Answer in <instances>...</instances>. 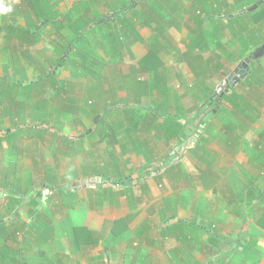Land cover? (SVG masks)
I'll return each instance as SVG.
<instances>
[{"label":"rangeland","instance_id":"1","mask_svg":"<svg viewBox=\"0 0 264 264\" xmlns=\"http://www.w3.org/2000/svg\"><path fill=\"white\" fill-rule=\"evenodd\" d=\"M197 1L81 0L80 9L72 7L68 19L64 0H36L33 6L23 0L30 20L11 27V44L0 46V130L11 134L0 141V250L10 257L17 252L25 264H250L254 259L237 237L264 231V208H248L251 193L264 192V55L258 64L248 63V73L243 66L239 72L238 62L257 46L242 52L239 37L221 18L245 12L261 0H216L213 9L220 7L222 14L203 17L213 38L205 37L194 49L191 15ZM74 2L68 0V5ZM133 5L137 13L131 17L125 8ZM153 6L164 15L166 32L154 38L161 47L152 39L155 23L141 16ZM34 11L45 13V19ZM123 14L130 16L139 41L131 39L133 29L126 33L122 28ZM54 17L61 18V25L76 21L56 30L50 23ZM0 22L1 30L5 21ZM79 27L85 28L90 59L99 68L95 72L82 66L79 54L67 58ZM253 28L264 37V20ZM26 31L38 32L39 43L31 44ZM20 39L25 42L20 44ZM26 44L32 55L20 50ZM153 48L159 50L168 92L135 97L134 78L144 77L138 61ZM187 49L192 55H184ZM61 58L63 65H57ZM199 65L204 70L200 75L195 68ZM46 71L53 76L43 77ZM57 81L70 92L64 94ZM98 82L106 92L93 100L90 92ZM230 89L248 103L245 114L222 97ZM149 100L165 103L157 108L158 115L145 110ZM136 103L135 121L145 117L138 130L115 128L126 124L120 109ZM97 115L99 124L110 122L111 129H93ZM174 117L182 120L181 130L169 137ZM90 128V135L78 137ZM112 128L119 143L113 141ZM195 133L196 139H190L195 146L187 151L192 155L183 158L178 150ZM66 138L76 140L69 143ZM147 166L158 171L151 175ZM142 172L144 178L136 176ZM74 182L82 187L70 192ZM12 193L21 194L19 201ZM34 196L39 204L31 202ZM123 196L133 204L121 201ZM38 215L52 234L43 237L31 227ZM118 219L127 227L113 237L111 228ZM173 219L184 221L174 227L179 238L168 227ZM73 226L93 230L98 244L79 248Z\"/></svg>","mask_w":264,"mask_h":264},{"label":"trees","instance_id":"2","mask_svg":"<svg viewBox=\"0 0 264 264\" xmlns=\"http://www.w3.org/2000/svg\"><path fill=\"white\" fill-rule=\"evenodd\" d=\"M27 1H28V4H30L32 6L36 2V0H27ZM215 2H216V0H209L206 2H203V0L202 1L198 0L197 3L194 5L193 15H191V20L196 25L195 37H193V39H192V44H193L192 48H194V49L199 47L202 44L205 37H208L210 40H212V38H213V36L211 34L209 35L207 33L206 29L203 26V21H204L203 17H204V15H207V14H213V12H216L218 14H222L220 7H218V9H215V10L213 9ZM80 3L81 2H78L76 5H74L73 6L74 9L79 10L80 5H81ZM36 5L38 6L40 4L36 3ZM260 6L261 7H259V8H261V9L256 10L254 12L253 11L252 12H243L242 11L241 13H238L237 15L235 14L230 18H226V19L221 18L223 23H227L229 26H231V29L233 30V34L235 36L239 37V41L241 44L240 49L242 52L249 50V48L251 46L259 47L264 43L263 35L261 33L259 34V32H257V30H255L253 28V26H255V24H258L259 22H263V20H264V2H261ZM152 8L153 9H151V10H147L144 8L145 10L143 12H141V16L145 19L146 23H148V24L153 23V22L155 23L154 24V30H155L156 34L154 36H152V39L154 40V38H157L156 37L157 34L160 33V35H161V34L165 33L166 28L165 29L163 28L164 15L160 11L157 12L155 9V6H153ZM125 9H127V11L130 12L131 17L134 15L136 16L137 10H136V7L134 5L129 7V9L127 7ZM195 10H197L196 14H198V16L195 14ZM34 12L37 13L36 11H34ZM152 12L154 14H151ZM69 13L70 12H68L67 17L69 15ZM37 14H39V13H37ZM44 14L45 13L39 14L40 18L43 17L45 19L46 16ZM130 16L128 18H125L124 14L119 15V20H120L119 22L122 23V28H124V27L126 28V31H125L126 33H128V30H129L128 28H130V30L133 29L134 38H131V39H133V41L136 42V41H139L141 38L139 36V33L137 31H135V27H134V25H132V23L129 19ZM60 19L61 18H54V19L52 18L50 20V23L52 24L53 29L60 30L62 27H65V26L72 27L73 20L70 21L68 25H66V24L61 25ZM68 19H69V17H68ZM242 20H243V22H242ZM79 29H80V31H78ZM79 29L76 31L75 38L73 40V51L69 55H67V58L70 55L79 54L82 58V62H83L82 66L85 67L86 69H88L89 72H95L99 68H98V66H96L94 59H92V60L90 59V56L92 54H91V50L89 48L88 41H87L86 36H85V28L79 27ZM26 32H27V36L29 35V38L33 39V43L37 42L36 37H37L38 32H33V33H29L28 31H26ZM217 35L219 36L221 34L217 32ZM157 42H158V45H157ZM33 43H31V44H33ZM121 43L123 45V42H121ZM118 45L117 44L113 45V47H117ZM155 45H157L158 47H161L159 41H155ZM158 51H159L158 49L153 48L152 51H150V53L146 57H143L138 61V66L140 67V68H138L139 69L138 71L139 72L141 71V73L143 74L142 76H144V77L141 79H140V77L134 78L133 84L136 87L135 92L137 94L135 97H139L142 95L150 96V94H154L155 92H160L162 95H164L165 92H168V88H166L167 87V85H166L167 78L165 79L166 74L164 73L163 69H160L158 56L156 54V52H158ZM184 55L185 56L192 55V50L187 49L184 52ZM261 60H262L261 58L260 59H251L250 63L251 64H258L259 62H261ZM64 61H65L64 58L63 59L61 58V60L58 62L57 65H63ZM195 68L198 69L199 75L204 72V70H201L202 66H200V65L196 66ZM49 74L51 76H53L52 71H46L44 73L43 77H47ZM0 80H4V79L1 78ZM37 82L38 81L31 82V83L29 82L26 85V87L29 86L30 84L35 85ZM56 83L58 85V88H60L64 94L66 92H70V90L68 88H67L68 91L65 89L64 83L62 81H57ZM149 89H150V91L148 92ZM102 91H105V90L100 89V82L96 83L91 89L90 98H92L93 100H95V99L98 100L99 98L101 99L103 97ZM183 96L184 95L176 96L177 102H179ZM222 97L232 107H234L235 109L240 111V113L245 114V112H246L245 108L248 107V103L246 102V100L244 98L239 99V97L231 89L228 91L226 90L225 94ZM139 105H140L139 103H136V107H134V108H129V109L128 108H121L120 111L123 114H125L124 119L126 121V124L117 123L115 125V128L119 129L120 127L122 128L125 125V127H123V130H128L130 132H134L133 130H135V131L138 130L140 122H142V120H144L143 118H145V117L144 116L139 117L140 120H138L139 121V123H138V121H135V115H132V113L136 114L139 112L137 110ZM164 105H165V103L163 101L157 103L156 101L149 100L148 105H147L145 110L149 113H154L155 115H158L159 110L157 108L160 109ZM70 109L72 111L73 107L70 106ZM128 112H131L129 114L130 116L128 115ZM102 117H101V119H102ZM181 122H182L181 119H179L178 117L177 118L174 117V119L171 122V126H172L171 129H169V130L167 129V135L169 137L170 136L177 137L179 135L180 130H181V126H180ZM99 123H100V120L97 122L95 129H97V128L99 129L100 126H104L105 131H106L107 128L111 129V127H112L110 122H107L105 120H103L101 122V124H99ZM110 131H111L110 133H112V136L114 135V137H113L114 140H116L115 134L117 131H114L113 128ZM128 131H127V133H128ZM127 133H124V134H127ZM51 134H52V136H53V134L55 136H59V137L61 136L59 132H57V133L53 132ZM107 135H108V133L105 134L104 137ZM10 136H11V134L7 133V130H2V129L0 130V141H1V139L9 140ZM66 140H68L70 143L76 139L66 138ZM117 141H119V140H117ZM75 149H76L75 145L70 146L69 147L70 154H74L76 151ZM80 187H82L81 184H79L78 182H74V184L71 185V187L69 189H70V192H72V191L79 189ZM117 187H120V185H117ZM57 188H59V187H57ZM263 194H264V192L262 190H258L254 194L251 193V197H252L251 199L252 200H250V205L248 206V208L251 209L253 204H256V203H258L264 207ZM11 195H12V198L14 201H19L18 197L21 196V194L18 195L16 193H12ZM36 197L37 196H34L31 199V202H34L35 204H37V203L39 204V202H37L35 199ZM242 200H243L242 197H239V201L241 202L240 206H239L240 209L242 206ZM34 221H35V223H34ZM39 224L42 227L39 226ZM30 225H31V227L39 230L40 236L44 237L43 233H48L49 235L52 234V231H53L52 227L49 224H47L46 222L42 223L40 221L39 215L36 217V219L33 218V221L30 222ZM126 227H127V224H126V221L124 219L115 220L113 222V226L111 228L112 236L113 237H120L122 235V233L126 230ZM168 227L171 228V230L174 228V226H168ZM172 232H173V230H172ZM72 233L74 235L75 243L77 244V246L79 248L85 247V246L97 245L99 242V239L96 237L95 232L93 230H90V229L84 227V226H73L72 227ZM7 254H8V252H5V249L0 250L1 264H25L24 259L19 257L17 255V252L14 255H12L11 257L8 256Z\"/></svg>","mask_w":264,"mask_h":264},{"label":"crops","instance_id":"3","mask_svg":"<svg viewBox=\"0 0 264 264\" xmlns=\"http://www.w3.org/2000/svg\"><path fill=\"white\" fill-rule=\"evenodd\" d=\"M64 1H65V4H66L65 7L67 9V11L65 13H67L70 10H72V7L74 5H76V3H78L81 0H75V2L73 4L71 3L69 5H68V0H64ZM4 3H5L6 6H10L12 10H11V12H9L7 14H0V19L1 20L3 19L5 21V23H4L5 24V28L0 30V46H1V48L2 47L4 48L5 46H6L5 48H7L11 44L10 32H9L10 29H11V27H16L15 24H17V23H20V25L22 23H25L24 22L25 20H28V22H29L30 17H31L29 14H26L27 13V10H28V6L23 2V0H4ZM19 11H21L23 13L19 14ZM13 18L16 19V20L14 22L12 21L10 23V21ZM74 21H76V20H73V22ZM1 24L2 23L0 22V25ZM23 28H25V26L22 25L21 26V29H23ZM63 28H65V27H62L61 29H63ZM36 38H38V37H36ZM31 41L33 43V39H31ZM24 42L25 41L22 39L21 42H20V44H23ZM37 42L39 43L38 40H37ZM22 47L23 48H21L20 50H24L25 49V52L24 53H26L27 55H32V52L30 51L31 50L30 49L31 47L29 46V44H26V46H23L22 45ZM96 124L94 125V128L93 129H95ZM93 129H92V131H93ZM135 135L137 136L138 134H135ZM192 137H193V135H189L187 137V139L192 138ZM113 141L116 142V143H119V141H117V140H113ZM189 150H192V149L188 148V149L184 150L183 148H181V149L178 150V151H180V153H178V154H184L183 155V158L184 157L185 158H188V156L191 157L192 154L190 152H187ZM173 151H174V149H173ZM147 168H148L147 169L148 173H150L151 175L155 174V172L158 171V170H155V169L151 168L150 166H147ZM142 174H143V172L137 174L136 176H138L139 178H144L143 177L144 175H142ZM145 175H147V174H145ZM144 185L147 186L146 184H144ZM148 187H150L149 184H148ZM118 188H120V187H118ZM121 198H122L121 201H123V202L129 201V203L133 204V202L131 201V199L128 198L127 196H123ZM256 204H258V203H256ZM261 207H263V206L261 205ZM239 216H241V215H239ZM170 223L171 224L169 226H174L175 228H176V226L181 227L182 225H184V221H181L180 222V221L174 220V219L172 221H170ZM262 224H264V223L262 222ZM143 228L144 229H148L147 222H144L143 223ZM172 230H173V233L171 235L173 237L176 235L179 238V234H177V233L174 232V228ZM172 230H170V231H172ZM263 232L264 231H259L258 229H255L254 232H253L252 237L250 236V234H249L248 231L243 232V234L241 236H238L237 237L238 241H242V243L244 244V246L242 247L243 248L242 250H244V248L247 246L248 250L245 253H247V254L253 253L254 254V259L251 260L250 264H264V249H261V250L258 249V246H260V245L264 246V233ZM255 233L257 234V236L255 235ZM245 238H247V239H245ZM256 252H257V254H256ZM210 264H213V262H211ZM214 264H217V263H214Z\"/></svg>","mask_w":264,"mask_h":264},{"label":"water","instance_id":"4","mask_svg":"<svg viewBox=\"0 0 264 264\" xmlns=\"http://www.w3.org/2000/svg\"><path fill=\"white\" fill-rule=\"evenodd\" d=\"M261 2H264V0L262 1H258L256 4H254L253 6H251L250 8H248L245 12H252L254 11L260 4ZM264 55V43L255 48L245 59L244 61H242V63L238 64L239 67L243 66L244 69H245V74L248 73V69H249V66H248V63L250 62L251 59H259L261 58L262 56ZM243 76H241L242 78ZM100 118V115H97L95 116L94 118V124L97 123L98 119ZM92 131V128L88 129L87 131L81 133L78 137L81 138L85 135H88L90 134ZM3 195V192L0 191V197Z\"/></svg>","mask_w":264,"mask_h":264},{"label":"clouds","instance_id":"5","mask_svg":"<svg viewBox=\"0 0 264 264\" xmlns=\"http://www.w3.org/2000/svg\"><path fill=\"white\" fill-rule=\"evenodd\" d=\"M11 10L10 6L5 5L4 0H0V14H7L11 12Z\"/></svg>","mask_w":264,"mask_h":264},{"label":"built area","instance_id":"6","mask_svg":"<svg viewBox=\"0 0 264 264\" xmlns=\"http://www.w3.org/2000/svg\"><path fill=\"white\" fill-rule=\"evenodd\" d=\"M196 133L193 135V137L192 138H189V139H186V141L188 142L187 144L185 143V144H183V146H182V148L184 149V150H186V149H188V148H193L194 146H195V142L194 141H190V139H193V140H195L196 139Z\"/></svg>","mask_w":264,"mask_h":264},{"label":"flooded vegetation","instance_id":"7","mask_svg":"<svg viewBox=\"0 0 264 264\" xmlns=\"http://www.w3.org/2000/svg\"><path fill=\"white\" fill-rule=\"evenodd\" d=\"M246 57H247V56H246ZM246 57H245V58H246ZM250 61H251V60H250ZM240 63H242V61H241V62H238V64H240ZM237 66H238V65H237ZM242 68H243V67H242ZM242 68L239 67V72H241V71L243 70Z\"/></svg>","mask_w":264,"mask_h":264}]
</instances>
